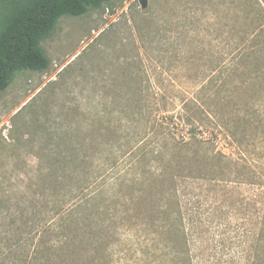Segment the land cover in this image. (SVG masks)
I'll return each instance as SVG.
<instances>
[{
    "label": "rangeland",
    "instance_id": "1",
    "mask_svg": "<svg viewBox=\"0 0 264 264\" xmlns=\"http://www.w3.org/2000/svg\"><path fill=\"white\" fill-rule=\"evenodd\" d=\"M261 10L62 17L0 92V264H264Z\"/></svg>",
    "mask_w": 264,
    "mask_h": 264
},
{
    "label": "trees",
    "instance_id": "2",
    "mask_svg": "<svg viewBox=\"0 0 264 264\" xmlns=\"http://www.w3.org/2000/svg\"><path fill=\"white\" fill-rule=\"evenodd\" d=\"M110 1L0 0V92L16 73L38 72L48 67L40 44L62 17H79ZM259 5L262 6L261 1H257L258 9Z\"/></svg>",
    "mask_w": 264,
    "mask_h": 264
},
{
    "label": "water",
    "instance_id": "3",
    "mask_svg": "<svg viewBox=\"0 0 264 264\" xmlns=\"http://www.w3.org/2000/svg\"><path fill=\"white\" fill-rule=\"evenodd\" d=\"M140 5L142 6V8L146 7V2L145 1H140Z\"/></svg>",
    "mask_w": 264,
    "mask_h": 264
}]
</instances>
